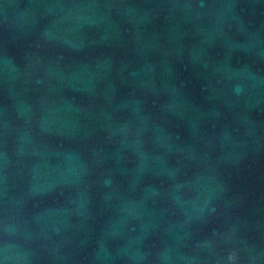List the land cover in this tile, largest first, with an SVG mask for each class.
Listing matches in <instances>:
<instances>
[{
  "label": "water",
  "instance_id": "1",
  "mask_svg": "<svg viewBox=\"0 0 264 264\" xmlns=\"http://www.w3.org/2000/svg\"><path fill=\"white\" fill-rule=\"evenodd\" d=\"M0 264H264V0H0Z\"/></svg>",
  "mask_w": 264,
  "mask_h": 264
}]
</instances>
